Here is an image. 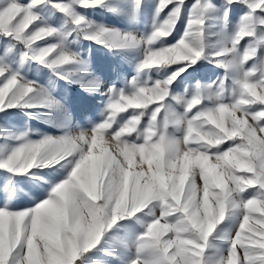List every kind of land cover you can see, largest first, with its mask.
I'll return each mask as SVG.
<instances>
[{"label":"snow or ice","instance_id":"snow-or-ice-1","mask_svg":"<svg viewBox=\"0 0 264 264\" xmlns=\"http://www.w3.org/2000/svg\"><path fill=\"white\" fill-rule=\"evenodd\" d=\"M105 2L0 0V36L8 38V52L22 46V63H39L67 79L58 69L76 59L64 43L71 33L42 22L39 9L50 5L90 29L94 22L77 7ZM185 3L157 0L156 17L168 11L147 35L105 26L83 32L110 48L144 46L139 70L170 69L164 78L140 83L134 77L129 92L110 87L105 118L91 129L38 141L23 132L14 144L0 133V169L26 175L35 166L69 168L33 207L0 206V264H83L113 225L138 214L150 219L125 244L131 255L124 264H264V0H225L247 11L212 51L206 14L217 5L193 0L180 38L157 46L176 31ZM142 5L133 0L134 11ZM229 11L223 10L224 27ZM200 59L223 75L174 92L177 79ZM47 102L34 81L0 63V111ZM106 135L115 141L111 148ZM4 192L10 196L6 186ZM229 215L236 216V228L219 235Z\"/></svg>","mask_w":264,"mask_h":264},{"label":"rangeland","instance_id":"rangeland-1","mask_svg":"<svg viewBox=\"0 0 264 264\" xmlns=\"http://www.w3.org/2000/svg\"><path fill=\"white\" fill-rule=\"evenodd\" d=\"M218 1L225 3V0H213V3L216 5ZM24 2L26 3L27 0ZM192 3L193 0H186L176 31L166 39L158 41L157 46L173 44L180 38ZM156 7L157 2H153L151 5L148 0H143L139 11L133 10V0H106L102 6L98 7H77L76 10L79 14L84 16L87 21L94 22L90 29L84 28L83 25L75 26L69 17L50 5L41 7L39 11L43 17L42 22L50 23L71 33L64 43L75 54L76 59L58 69L68 77L64 79L58 76V86L54 85L52 80L47 83L44 80L49 78L47 75H56L55 72L33 61L22 63L19 55L22 46L16 45L13 51L8 52L9 40L0 36V63L9 64L13 69L18 70L26 80L34 81L49 97V102L43 105L13 107L0 111V133L3 134L4 142L7 144L17 143L15 137L23 132H27L31 140L38 141L46 136H53V130H56L60 136L65 133L75 134L81 130L91 129L105 118L110 87L115 86L117 90L123 89L125 92H129L134 77L140 83L164 78L170 69L139 70V64L144 57V46L123 49L110 48L107 44L86 39L83 35L84 31H94L98 26H105L122 34L147 35L153 30L154 23L163 19L168 11L165 9L157 18ZM169 7L171 6L169 5ZM225 7L230 8L229 19L233 15L240 14V10L244 11L245 9L240 4L227 5L225 3L223 10ZM218 15L217 7L206 14V39L210 45L208 51H212V46L225 33H231L237 25L227 22V27H224V24L219 22V17L216 21ZM57 39L59 38L57 37ZM246 42L241 41V46ZM260 52L264 54L262 49ZM111 56L118 57L120 65L117 70L112 68L115 62L113 63ZM41 66L45 71L40 72ZM170 67L175 66L171 65ZM29 68L38 72L37 78L30 77ZM223 73L224 69L217 67L209 59H200L177 79L173 91L183 93L186 87L190 88L197 82L209 84ZM88 82L91 83V86H84V83ZM76 98L79 101H76ZM55 100L58 105L54 111L55 108L52 106L56 105ZM131 111L132 109H127L125 113H119L118 118L119 116L127 117ZM105 140L108 141L107 146L110 148L114 146L115 141L110 136L106 135ZM68 172V167H62L59 164L45 167L35 166L26 175H14L0 169V206L7 202L8 206L13 209L31 208L46 198L52 185L65 178ZM5 186L10 196L4 192ZM149 219L150 217L145 214H138L130 219L120 220L105 234L97 248L86 255L83 264H95V262L124 264V261L131 255L125 244H130L134 235L143 231V222ZM236 225V216L229 215L220 226L218 234L223 235L225 232L234 231ZM106 252H113L117 255L114 257L107 255Z\"/></svg>","mask_w":264,"mask_h":264},{"label":"crops","instance_id":"crops-1","mask_svg":"<svg viewBox=\"0 0 264 264\" xmlns=\"http://www.w3.org/2000/svg\"><path fill=\"white\" fill-rule=\"evenodd\" d=\"M153 2H157V0H148V3L151 4V5H153ZM216 5H217V15L219 14L216 17V21H218L217 18L219 17V22H221V23L224 24V22L222 20V15H223V7L225 6V3H224V1H221V2L218 1V2H216ZM240 6L243 7V8H245L244 11H241L240 10V14L233 15L231 19L228 18V21L227 22H231L233 25H236L238 23V21L240 20L242 14L247 11V8L245 6H243L241 4H240ZM262 15H264V13H262ZM141 20H144V19H141ZM262 50L264 51V48H262ZM39 69H40V72L45 71L43 69V66H41V68H39ZM29 71H31V73H30L32 75V76L30 75L31 78H37L38 77V72L34 71L33 68H29L28 73H29ZM47 77H49V78L44 79L46 81V83L48 81H51L52 80L53 81V84L58 86V84H59V78H58L57 75L50 74V76L47 75Z\"/></svg>","mask_w":264,"mask_h":264},{"label":"bare ground","instance_id":"bare-ground-1","mask_svg":"<svg viewBox=\"0 0 264 264\" xmlns=\"http://www.w3.org/2000/svg\"><path fill=\"white\" fill-rule=\"evenodd\" d=\"M132 31V30H131ZM116 53H118L117 51H116ZM111 58H112V60H113V63L115 62V64H113L112 65V68L114 69V70H117L118 68H119V61H118V57L116 58H114V57H112L111 56ZM117 59V60H116ZM84 86H91V83H84ZM74 99V98H73ZM76 101H79V99H77L76 98ZM55 103H56V105L54 104L52 107L53 108H55V109H53L54 111L56 110V107H57V105H58V102H57V100H55ZM50 106V105H49ZM56 136H58V133L56 132V130H53V136L52 137H56Z\"/></svg>","mask_w":264,"mask_h":264}]
</instances>
